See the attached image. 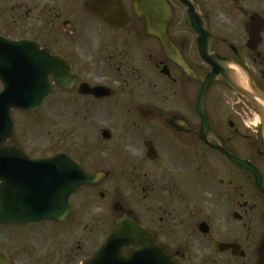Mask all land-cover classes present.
<instances>
[{"label": "flooded vegetation", "instance_id": "af4514ba", "mask_svg": "<svg viewBox=\"0 0 264 264\" xmlns=\"http://www.w3.org/2000/svg\"><path fill=\"white\" fill-rule=\"evenodd\" d=\"M108 2L0 0V53L7 44L45 54L48 83H60L43 103L46 154L19 142L18 111L0 142V212L29 211L24 197L36 213L0 224V254L13 264H85L127 212L179 264H264V103L223 77L264 93V0H158L154 29L134 0H113L114 10ZM68 132L78 137L64 148ZM58 154L95 180L71 196L65 221L48 219L63 203L52 207V177L62 175L46 161Z\"/></svg>", "mask_w": 264, "mask_h": 264}, {"label": "water", "instance_id": "95a60500", "mask_svg": "<svg viewBox=\"0 0 264 264\" xmlns=\"http://www.w3.org/2000/svg\"><path fill=\"white\" fill-rule=\"evenodd\" d=\"M108 1L110 8L113 9V0ZM156 1L158 0H134L136 12L138 14L139 12H143L148 19L150 25L149 29H154L156 27L158 23V21L155 20L157 18V13H161L159 3L157 4L158 8L156 10H154L152 6ZM145 4H147V6H145ZM93 6L94 3L91 4V7ZM110 15L113 17L112 12ZM102 16L104 17L105 15ZM105 18L109 19L108 17ZM7 46L6 44L3 52L0 53L2 56L0 59V77L4 84V90L0 93V142H6L13 134V121L11 117V112L13 110H22L27 113L38 109L47 95L60 86L59 82H57L56 86H50L47 81V74L50 69L45 65L47 62L45 54H40L38 52L28 53L21 47L19 50L16 49L15 51L13 49L14 51L11 50V52L7 50ZM9 71L19 73L7 76ZM217 73L219 74V71H217ZM215 74L216 73L211 74L207 82H205L201 92V98L206 93V89L212 82ZM223 77L232 88L248 99L251 104H256L255 97H259L264 103V93L253 85H247L245 79L242 80L240 76H237L234 80H230L226 74H223ZM261 115L264 118V111H261ZM235 162L251 175L254 176L258 174L256 168L249 161L235 159ZM40 163L45 164L44 161ZM48 163H51L53 168H56V171L53 173L62 175V178L52 177L51 190L53 207L56 205L57 197L62 196L63 200V210L57 211L53 209L49 214L53 220L64 221L69 214V206L67 208V204L65 205L66 200L68 201L69 197L82 186L92 184V182H94V177L85 176L77 164L65 155L56 156ZM59 167H62L63 170L60 171L58 169ZM7 199L9 198H4L5 201ZM21 203L29 208L32 206V202L29 198H23L20 201V205ZM5 204H7V202ZM8 205H10V203ZM117 211H119V209H117ZM31 220H33V216L30 211L17 212L14 214L8 212L0 213V223H21ZM122 238L127 239V247L132 248L127 259L122 256V248L124 245L118 244V239ZM144 239H147V242ZM263 252L264 239L260 248L261 261H263ZM107 261H110V264H178L176 258L168 255L167 247L159 244L155 245L144 228L141 227L133 217H130L127 212H124L121 218L116 221L115 227L108 237L106 244L94 255L92 260L86 264H104ZM0 264L12 263L5 256L0 254Z\"/></svg>", "mask_w": 264, "mask_h": 264}, {"label": "rangeland", "instance_id": "374dc122", "mask_svg": "<svg viewBox=\"0 0 264 264\" xmlns=\"http://www.w3.org/2000/svg\"><path fill=\"white\" fill-rule=\"evenodd\" d=\"M1 90V86H0ZM47 110H49V106L43 104L40 109L32 114H21L19 112H16L14 114V119L16 122L17 127V138L20 143L26 144V143H33L32 146H28L30 149L36 148L38 154L44 155L45 152V145H46V130L47 124L49 121V115L47 113ZM252 117V116H250ZM53 121L60 122V118L58 117H51ZM248 121V120H247ZM71 135H66L65 138H68L65 140L67 142V145L62 146L65 147H71L70 145H75L77 141L78 134L68 132ZM34 145V146H33ZM55 149H51V152H53ZM115 185V189L117 193H121V195L126 194L124 183L121 181H116L115 183L107 182L106 185ZM120 214H117L119 216ZM210 248V247H209ZM217 250V247L211 246L212 252L214 250Z\"/></svg>", "mask_w": 264, "mask_h": 264}]
</instances>
